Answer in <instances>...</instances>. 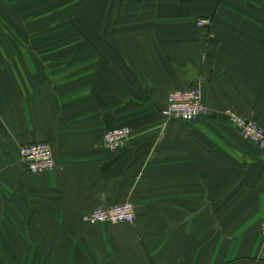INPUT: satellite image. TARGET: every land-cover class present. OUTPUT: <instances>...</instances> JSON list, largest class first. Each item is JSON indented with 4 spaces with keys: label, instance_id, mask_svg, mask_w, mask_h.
<instances>
[{
    "label": "crops",
    "instance_id": "crops-1",
    "mask_svg": "<svg viewBox=\"0 0 264 264\" xmlns=\"http://www.w3.org/2000/svg\"><path fill=\"white\" fill-rule=\"evenodd\" d=\"M69 1L0 0V264H264V154L223 114L264 129V0H89L92 47L39 56ZM192 87L208 113L163 122ZM36 142L56 166L32 175L18 150ZM124 201L132 225L77 221Z\"/></svg>",
    "mask_w": 264,
    "mask_h": 264
},
{
    "label": "built area",
    "instance_id": "built-area-1",
    "mask_svg": "<svg viewBox=\"0 0 264 264\" xmlns=\"http://www.w3.org/2000/svg\"><path fill=\"white\" fill-rule=\"evenodd\" d=\"M208 24L207 19L196 22L198 28H204ZM207 113L208 109L202 102L201 90L197 87L169 92L166 106L160 110V115L166 122H194ZM223 114L242 140L251 143L264 154V129L251 118L243 117L231 109H225ZM130 134L131 131L126 126L108 130L103 135V146L108 151H116ZM18 154L21 163L30 174L51 171L55 167L53 150L49 143L36 142L22 145ZM134 212L133 204L130 201H124L108 207H95L83 214L81 221L88 225L130 223L135 217ZM259 232L264 236V220L260 223Z\"/></svg>",
    "mask_w": 264,
    "mask_h": 264
},
{
    "label": "rangeland",
    "instance_id": "rangeland-1",
    "mask_svg": "<svg viewBox=\"0 0 264 264\" xmlns=\"http://www.w3.org/2000/svg\"><path fill=\"white\" fill-rule=\"evenodd\" d=\"M91 1L70 0L69 2H71V4L69 7L65 5L61 6L56 4L53 6V18H52L53 21H49L46 28L49 30L48 36L42 38L40 37L37 39L38 45L48 46V51L46 53H40L39 56L44 58L48 57L49 58L48 60L57 61V62H60L62 60H64L65 62L70 61V63L79 61L78 58L80 57V54L83 51V49H86V47H92L93 45L92 15L94 12V7L92 6ZM80 3H84V5ZM61 13L64 14V17H66V15H69L71 17V21L68 22L64 19L63 21ZM79 15L82 16L79 17ZM84 20H86L87 22H83ZM39 23L41 26L43 25V27H40L41 29H43L45 27L44 22H38V28H39ZM83 33H87L90 35L89 37L85 38V36L84 37L81 36ZM90 56H92V54ZM162 120L163 122H166L163 118ZM102 146H103V141H102ZM108 152H112V151H108ZM53 158L55 161L54 153H53ZM55 166H56V161H55ZM46 172L49 171H45L39 174H43ZM108 206L111 205L98 206V207H108ZM134 211H135V207H134ZM83 214L78 216L77 221L82 222L81 216ZM135 219H136V213L134 219L130 223H121L116 225H110L107 223H99V224H107L110 226L132 225L135 222Z\"/></svg>",
    "mask_w": 264,
    "mask_h": 264
}]
</instances>
